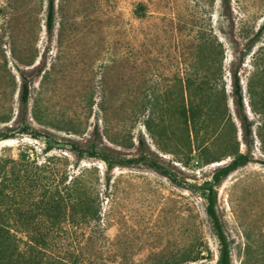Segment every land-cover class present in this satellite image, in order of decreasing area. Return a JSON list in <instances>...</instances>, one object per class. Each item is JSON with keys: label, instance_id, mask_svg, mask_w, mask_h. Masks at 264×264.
Masks as SVG:
<instances>
[{"label": "rangeland", "instance_id": "1", "mask_svg": "<svg viewBox=\"0 0 264 264\" xmlns=\"http://www.w3.org/2000/svg\"><path fill=\"white\" fill-rule=\"evenodd\" d=\"M47 16L48 0H0V130L22 126L20 91L26 75L31 95L24 119L38 132L37 137L16 132L15 138L0 141V179L29 173L65 184L87 169L101 193L102 231L97 238L82 237L79 230L68 236V246L80 247V264H221L204 186L230 159L206 164L195 151L185 165L183 151L170 141L165 143L170 151H163L144 125L151 110L144 103L175 88L185 67L196 63L200 28L222 42L226 77L232 62L245 57L246 86L253 55L264 46V32L256 37L264 26V0H230L228 6L222 0H56L52 34ZM96 128L99 146L108 152L124 158L147 155L180 182L145 163L108 170L100 158L79 157L72 142L88 148ZM259 147L257 140L255 162L218 187L217 210L231 244V264H264ZM39 187L36 195L50 197ZM28 197L26 205H17L32 211V219L21 222L56 221L53 215L39 217L36 212L42 210L28 205ZM13 206L6 222L21 223L24 211ZM69 212L67 207L60 221Z\"/></svg>", "mask_w": 264, "mask_h": 264}, {"label": "trees", "instance_id": "2", "mask_svg": "<svg viewBox=\"0 0 264 264\" xmlns=\"http://www.w3.org/2000/svg\"><path fill=\"white\" fill-rule=\"evenodd\" d=\"M55 1L48 0L46 25L49 34L53 33L55 27ZM222 2L228 6L230 0ZM263 32L264 26L260 28L257 39ZM195 46L196 63L185 67L183 78L178 80L175 88L154 94L152 99L144 103V108H151L144 125L163 151H170L165 146L168 141L179 147L183 151L182 162L185 165L189 164L195 151L198 152L199 160L206 164L230 159L216 169L213 179L204 189L206 213L220 241V263L231 264V244L217 210L218 187L230 174L255 162L257 140L264 154V46L253 55L252 70L247 77L246 86L242 78L245 57L239 62H232L226 77V52L219 38L200 28L195 36ZM254 46L255 42L248 51L251 52ZM22 77V126L16 130H0V141L15 138L16 132L38 136V132L24 119L31 95V84L26 75ZM250 112L257 120L250 118ZM234 117H237L240 126ZM241 130L242 139L239 137ZM99 140L100 131L96 128L92 144L88 148L75 142H72L71 147L81 158H100L106 163L108 170L117 166L145 163L171 181L180 182L169 168L149 156L120 157L99 146ZM242 145L245 146V151H242ZM86 170L73 176L65 184L57 183L56 178L45 180L29 173L18 174L13 180L8 177L0 179V264H80V247L74 243L68 246V236L78 233L79 230L82 237L97 238L102 231L101 193L86 175ZM38 186L48 190L46 192H50V197L42 193L36 195L35 188ZM30 187L33 191L27 189ZM27 194L30 195L27 199L31 201L28 205L37 208V211L42 210L36 212L39 217L53 215L56 219L53 224L30 225L26 222L32 219L28 216L32 211H24L20 207L25 204ZM13 205L18 207L14 209L15 212L24 211L19 219L21 222L24 218L25 222H6ZM67 207L70 211L69 217L60 221L59 218ZM63 221H67V228L62 226Z\"/></svg>", "mask_w": 264, "mask_h": 264}, {"label": "water", "instance_id": "3", "mask_svg": "<svg viewBox=\"0 0 264 264\" xmlns=\"http://www.w3.org/2000/svg\"><path fill=\"white\" fill-rule=\"evenodd\" d=\"M220 165H222V164H220Z\"/></svg>", "mask_w": 264, "mask_h": 264}]
</instances>
